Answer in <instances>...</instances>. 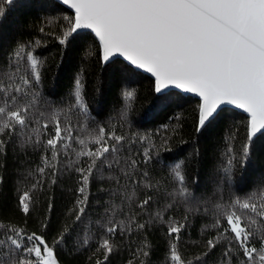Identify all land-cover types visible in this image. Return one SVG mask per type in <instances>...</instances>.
Wrapping results in <instances>:
<instances>
[{
	"label": "trees",
	"instance_id": "1",
	"mask_svg": "<svg viewBox=\"0 0 264 264\" xmlns=\"http://www.w3.org/2000/svg\"><path fill=\"white\" fill-rule=\"evenodd\" d=\"M18 2L22 6L0 18V77L7 70L13 49L25 45L42 62L41 79L33 85L39 95L31 118H26V126L17 125L14 130L0 134V235L8 228L23 230L26 235L35 233L53 248L62 264H173L170 260L173 243L184 264H241L242 261L247 264L243 250L232 240L233 234L224 232L225 219L216 212L217 204H229L234 198L243 200L253 191L257 199L250 202L257 203L258 207L264 204L261 198L264 195V135H257L246 165L240 164L247 115L224 107L197 132L201 104L198 98L179 90H170L167 96L158 95L154 92V78L141 70L132 71L122 58H115L102 67L98 40L90 31H82L61 45L59 40L68 29L63 17L74 19V12L62 3L56 4L55 0ZM50 19L52 23H48ZM89 49L93 55L86 58ZM81 69L87 117L75 110L60 115L61 127L72 125L73 140L66 150L57 145L59 155L57 161H52L51 149L45 146L54 134L55 125L49 118L54 109H66L74 102L70 92ZM3 83L7 87V82ZM126 89L135 91V99L127 119L121 120L122 93ZM3 99L0 93V106ZM18 99L26 103L31 97ZM8 110L15 109L10 106ZM46 120L49 127L45 130L42 125ZM36 127H39V142L37 133L31 131ZM99 127L106 134L114 130L117 135L125 136L126 141L118 153V165L99 167L97 162L98 170L94 169L89 178L87 201L82 205L84 215L76 221L77 201L83 196L78 191L81 174L75 169L86 170L90 163L87 157L76 160L75 151L80 150L76 138L98 132ZM233 133L235 139H232ZM134 135L148 139L143 143L133 141ZM229 143L236 156L231 183L219 171L225 163ZM95 147L89 145L93 151ZM144 148H151L147 163ZM45 156L52 167L45 168L41 174L38 169L45 167L42 159ZM108 158L112 159L111 154ZM129 158L137 161L135 168L125 164ZM177 161H183L184 186L192 193L187 201L174 200L168 195L175 188L169 172ZM146 184L152 187H145ZM24 192L31 197L27 214L20 205ZM133 192L134 197L126 200L125 196ZM149 197V203L141 208L140 203ZM236 211L254 232L249 246L259 250L264 237V217L250 209ZM217 219L220 227H213ZM112 223L120 227L109 234L105 229ZM140 224L144 227L138 228ZM173 224L183 225L178 236L168 234ZM64 233L63 241L56 243ZM86 235L89 243L83 244L81 241ZM104 239L113 246L107 258L100 247ZM210 240L216 244L214 248H209ZM229 247L232 250L225 255ZM144 252L148 255L144 256Z\"/></svg>",
	"mask_w": 264,
	"mask_h": 264
},
{
	"label": "snow or ice",
	"instance_id": "2",
	"mask_svg": "<svg viewBox=\"0 0 264 264\" xmlns=\"http://www.w3.org/2000/svg\"><path fill=\"white\" fill-rule=\"evenodd\" d=\"M55 3H62L74 10V19L63 17L68 22V29L59 40L61 45H65L70 37L88 30L98 40L99 63L102 67L119 56L124 58L132 71L145 70L150 73L154 78V92L160 96H167L173 87L185 93L197 94L201 99L197 132L214 120L226 105L234 106L246 114V141L240 156L241 166L246 165L252 142L258 134L264 135V0H55ZM19 6L22 3L18 0H0V18ZM48 23H52V20ZM92 55V49L85 53L86 58ZM41 65L42 62L33 52L27 51L25 45H17L10 53L7 70L0 77V93L4 98L3 106H0V134L5 130H14L17 125L25 127L26 118H31V110L39 95L33 85L40 82ZM3 81L7 82V87ZM83 89L81 69L70 92L74 102L66 109H54L49 118L55 125L54 134L46 140L45 146L51 149L52 161H57L59 155L57 145L66 150L73 140L72 125L61 127L60 115L75 110L87 117ZM29 96L30 100L20 103L18 98ZM122 97L124 107L121 109L120 119L126 120L135 99V91L126 89ZM10 106L15 110H8ZM43 115L44 113H40V116ZM49 120L43 123V129L49 127ZM31 131L37 133L36 140L39 142V127L32 128ZM131 139L143 143L148 138L134 135ZM232 139H235V133ZM109 141L114 143L110 144ZM125 141L126 137L117 135L114 130L106 134L103 127H99L98 132L88 133L85 138H76V143L80 146V150L75 151L76 160L79 161L82 157L90 159L86 170L75 169L81 174V187L78 191L83 196V199L77 201L76 221H80L84 215L85 208L82 205L87 201L89 178L94 169L98 170L97 162H100L99 167L111 168L113 164L118 165V153ZM89 145H95V150H91ZM150 151L151 148L143 150L145 163L151 159ZM108 154H111V160ZM225 156V163L219 171L224 180L231 183L236 160L231 143ZM42 159L45 167L38 169L41 174L45 172V168L52 167L47 156ZM125 164L135 168L137 161L129 158ZM182 168L183 161H177L171 166L169 175L175 188L168 195L174 200L179 198L187 201L192 193L184 186ZM143 176L146 178L148 173H143ZM145 187L152 185L146 184ZM134 195V192L128 194L125 199L131 200ZM150 199L151 197L143 200L139 206L143 208ZM256 199L253 191L243 200L234 198L229 204L216 205L217 215L223 217L227 224L224 232L233 234L232 240L243 250L247 264H264V237H261L259 250L254 246L250 247L248 242L254 232L249 230L236 209H250L264 217V204L258 207L257 203L250 202ZM30 200L28 192L20 197V205L25 214L29 212ZM157 217L159 218V213ZM251 223L254 224L255 221ZM118 227L120 225L112 223L105 231L112 234ZM124 227L131 230L127 225ZM137 227L143 228L144 225ZM182 227L183 225L173 224L169 227L168 234L178 236ZM213 227H220L219 219ZM65 234L56 243H61ZM223 235L222 233L221 237ZM81 242L89 243L87 235ZM208 246L214 248L216 244L210 240ZM100 247L105 250V258L113 250L107 239L102 241ZM231 250L229 247L225 255ZM143 255L147 256L148 253L144 252ZM170 260L173 264H184L175 243L170 245ZM0 264H57V261L53 248L42 237L8 228L0 235Z\"/></svg>",
	"mask_w": 264,
	"mask_h": 264
},
{
	"label": "water",
	"instance_id": "3",
	"mask_svg": "<svg viewBox=\"0 0 264 264\" xmlns=\"http://www.w3.org/2000/svg\"><path fill=\"white\" fill-rule=\"evenodd\" d=\"M66 6V5H65ZM67 8H69L68 6H66ZM70 9V8H69ZM71 11H73L74 12V10H72V9H70ZM84 31H88V30H84ZM94 34V33H93ZM115 58H122V57H119V56H117V57H115ZM114 58V59H115ZM123 60H124V58H122ZM142 72H144V73H147L145 70H141ZM147 74H149L151 77H152V75L150 74V73H147ZM170 90H177V89H175L174 87L173 88H171ZM169 90V91H170ZM179 91H181V92H183V93H185L183 90H179ZM185 94H189V95H192V96H194V97H196V98H198L200 101H201V99L197 96V94H194V93H185ZM224 107H232V108H234V109H236L234 106H230V105H226V106H224ZM223 107V108H224ZM237 110H239V109H237ZM239 111H241V110H239ZM242 112V111H241ZM55 259H56V261H57V264H62L59 260H58V258L55 256Z\"/></svg>",
	"mask_w": 264,
	"mask_h": 264
}]
</instances>
